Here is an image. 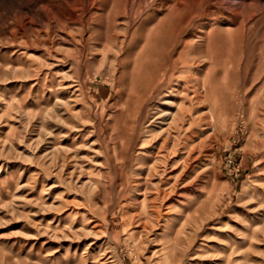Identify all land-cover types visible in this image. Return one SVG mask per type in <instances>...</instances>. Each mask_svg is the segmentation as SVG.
Wrapping results in <instances>:
<instances>
[{"label":"rangeland","instance_id":"rangeland-1","mask_svg":"<svg viewBox=\"0 0 264 264\" xmlns=\"http://www.w3.org/2000/svg\"><path fill=\"white\" fill-rule=\"evenodd\" d=\"M0 264H264V0H0Z\"/></svg>","mask_w":264,"mask_h":264},{"label":"built area","instance_id":"built-area-1","mask_svg":"<svg viewBox=\"0 0 264 264\" xmlns=\"http://www.w3.org/2000/svg\"><path fill=\"white\" fill-rule=\"evenodd\" d=\"M226 164L229 167V175L237 177L239 172V165L233 162V160L230 158H226Z\"/></svg>","mask_w":264,"mask_h":264}]
</instances>
